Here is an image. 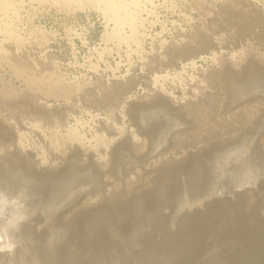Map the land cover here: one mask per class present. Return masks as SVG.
I'll list each match as a JSON object with an SVG mask.
<instances>
[{
    "label": "rangeland",
    "instance_id": "obj_1",
    "mask_svg": "<svg viewBox=\"0 0 264 264\" xmlns=\"http://www.w3.org/2000/svg\"><path fill=\"white\" fill-rule=\"evenodd\" d=\"M228 67L231 82L223 79ZM160 93L174 109L160 101L166 114L147 118L144 135L129 104ZM191 108L211 126L218 116L234 129V113L262 114L264 0H0V130L12 135L0 143V181L28 189L38 212L25 248L49 251L18 255L28 264H264V116L256 119L262 129L239 135L245 146L232 161L217 166L221 152L209 146L222 136L198 142L184 133L196 121ZM122 141L115 172H107L110 150ZM157 152L165 162L195 164L155 181ZM146 171L145 179L136 174ZM120 190L116 206L100 204Z\"/></svg>",
    "mask_w": 264,
    "mask_h": 264
},
{
    "label": "bare ground",
    "instance_id": "obj_2",
    "mask_svg": "<svg viewBox=\"0 0 264 264\" xmlns=\"http://www.w3.org/2000/svg\"><path fill=\"white\" fill-rule=\"evenodd\" d=\"M251 62V61H250ZM192 63H194V62H192ZM252 67H253V62L252 63H249L247 66H246V70L247 69H249V70H251L252 69ZM245 69H244V72H245ZM253 70V69H252ZM231 71L232 70H230L229 69V67H228V69L226 68L225 69V71H224V75H223V79L225 80V81H232V78L234 77V75H233V73H231ZM233 72V71H232ZM247 72V71H246ZM235 78V77H234ZM233 78V79H234ZM260 85V84H259ZM242 88V87H241ZM261 88V87H260ZM252 89H254V88H252ZM257 89V88H256ZM262 89V88H261ZM237 90V89H236ZM246 90V89H245ZM251 90V89H250ZM242 92H245V91H242ZM239 93V92H238ZM235 94V93H234ZM234 98H235V96H233ZM237 97V96H236ZM233 99V98H232ZM236 99V98H235ZM234 99V100H235ZM237 99H238V97H237ZM229 103H230V101H229ZM234 103V102H233ZM243 104V103H242ZM235 105V104H234ZM159 106V105H158ZM233 106V105H232ZM236 106H238V105H236ZM216 107V106H215ZM217 108V107H216ZM227 108V107H226ZM262 108V107H261ZM236 109V108H235ZM235 109H233L232 111H234ZM190 110H192V114L194 115L193 117H195V119H196V121H187V124H188V126H184L185 127V129H183V131H185L184 133H186V132H190V133H193V134H195V135H193L192 134V136H195L196 138L195 139H197V141L198 142H200L201 141V139H202V137H213V135H214V137H219V136H222V138L221 139H217L216 140V143H214V144H210L211 146H209L211 149L213 148L214 150H211V151H220L221 153H218L217 155H216V158L215 159H217V166H219L218 164L219 163H221V164H224V165H226L227 164V162H229L230 161V159H232V154L235 152V151H239L238 149H239V145H243V146H245V144H243V143H240V139H242L243 137H245V138H248L254 131H256L258 128H260V124L261 123H258L257 122V117H259L260 115H262V116H264V111H262V114H261V109L259 108L258 109V113L256 114V111H248L246 114H247V117H244L242 114H236V113H234L233 115H232V119L236 122V124L238 123V125L236 126V128L235 129H237V131H239V132H237V131H234V132H236V134H232V135H230V137H228V136H226L225 137V133H230L231 131H233V130H235L233 127H235V126H233L231 123H229V122H225V121H223V120H220L219 118H218V116H216V117H212L211 119L209 118V116H208V118L210 119V121L213 123L212 125H214V126H211V123L209 122V121H206L205 120V118L203 117L204 116V114H201V115H203L202 117H201V115H200V113L201 112H199V114H198V112H196L195 110H194V108H191ZM216 110V109H215ZM224 110V109H223ZM213 111H214V109H213ZM203 112V111H202ZM229 112V111H228ZM224 113V112H223ZM190 114H191V111H190ZM211 114V113H210ZM218 114V113H217ZM216 115V114H215ZM246 116V115H245ZM181 117V116H180ZM175 119V118H174ZM184 121V120H183ZM256 123H258V124H256ZM178 125V124H176V122L175 123H173V125ZM181 124V123H180ZM183 124V123H182ZM201 124V125H200ZM180 126V125H179ZM182 126V125H181ZM202 126H203V128H202ZM1 127V126H0ZM174 127V126H173ZM214 127V128H213ZM257 128V129H255L254 131H250V130H253L254 128ZM262 127H264V125H262ZM2 128V127H1ZM0 128V129H1ZM253 128V129H252ZM177 129V128H176ZM179 129H182V128H179ZM208 130V131H205V130ZM242 129H245V130H247V129H249V130H247L245 133H244V131L242 130ZM260 129H262V128H260ZM155 130H156V128H155ZM227 131V132H224V131ZM183 131H181V132H183ZM198 131H200V132H198ZM262 131V130H261ZM180 132V131H179ZM7 133H9V132H7ZM6 133V134H7ZM164 133V132H163ZM170 133H171V129H170ZM243 133V134H242ZM260 133V132H259ZM258 133V134H259ZM6 134H4V131H2V130H0V143H3L4 144V142L5 141H9L10 140V138L12 137V135L10 134L9 136L8 135H6ZM165 134H166V132H165ZM205 134H206V136H205ZM213 134V135H212ZM244 134H246V136H243ZM262 134H264V133H262ZM261 134V135H262ZM145 135V134H144ZM167 135V134H166ZM218 135V136H217ZM229 135V134H228ZM239 135L240 136H242V138H240L239 139ZM11 136V137H10ZM161 136V135H160ZM255 136V135H254ZM256 136H258V135H256ZM169 137V135L167 136V138ZM206 137V138H207ZM260 137H262V136H260ZM162 138H166L165 136L163 137L162 136ZM166 138V139H167ZM206 138H204V140L206 141ZM251 138H252V136H251ZM13 139V138H12ZM210 139V138H209ZM209 139H207V140H209ZM253 139V138H252ZM262 139H264V138H262ZM154 140H156V139H154ZM160 140V139H159ZM159 140H157L158 141V146H160L163 142H165V141H167V140H165V141H161V143L159 142ZM164 140V139H163ZM203 140V139H202ZM146 141V140H145ZM210 141V140H209ZM243 141H246V140H243ZM249 141V140H248ZM247 141V142H248ZM262 141H264V140H262ZM6 142V143H7ZM119 143V142H118ZM123 141L121 142V143H119L118 145H114L115 147L114 148H112L111 150H110V160H109V164H108V168H107V172H110V173H114L115 172V169H116V162H117V154H118V151L121 149V147L123 146ZM126 143V142H125ZM171 143V142H170ZM245 143V142H244ZM262 143V142H261ZM2 144V145H3ZM172 144V143H171ZM5 145V144H4ZM11 145V144H10ZM140 145V144H139ZM175 145V144H174ZM126 146V145H125ZM129 146V145H128ZM135 146V145H134ZM142 146V145H141ZM172 146V145H171ZM249 146V145H248ZM136 147V146H135ZM134 147V148H135ZM146 147V146H145ZM168 147H170L169 145H168ZM128 148V147H127ZM157 148V147H156ZM160 148V147H159ZM132 149H133V147H132ZM131 149V150H132ZM173 149V148H172ZM216 149V150H215ZM123 150V149H122ZM128 150V149H127ZM204 150V149H203ZM202 149L200 150V151H203ZM209 151H210V149H208ZM125 151H126V149H125ZM133 151H135V150H133ZM208 151V152H209ZM216 151V152H217ZM17 153V152H16ZM122 153H125V152H123L122 151ZM136 153V152H135ZM140 153H141V151H140ZM200 153V152H199ZM204 153V152H203ZM203 153L201 154V156L203 155ZM207 153V152H206ZM237 153V152H236ZM239 153H241V152H239ZM261 153V152H260ZM80 150L78 149V147H75V149H73V153H72V156H74V158H75V161H76V159H78L79 157H80ZM133 154V153H132ZM162 153H156L155 155H161ZM262 154H264V153H262ZM17 156H19V153H17L16 154ZM123 155V154H122ZM235 155V154H234ZM252 155H253V153H252ZM14 156V155H13ZM13 156H11V157H13ZM121 156V155H120ZM199 156V155H198ZM198 156L197 157H194L195 159L194 160H196V159H199L198 158ZM220 156V157H219ZM22 157V156H21ZM21 157H19L21 160L23 159V158H25L24 156H23V158H21ZM122 157V156H121ZM135 157V156H134ZM215 157V156H214ZM241 157V156H240ZM123 158V157H122ZM121 158V159H122ZM152 159V158H151ZM189 159V158H188ZM238 159L240 160V158L238 157ZM17 160V159H16ZM184 160V159H183ZM185 160H186V157H185ZM190 160V159H189ZM187 161V162H191V161H193V158H192V160H190V161ZM238 160V161H239ZM3 161V160H2ZM5 161V160H4ZM8 161H9V159H8ZM12 161V160H11ZM11 161H10V164H12L11 163ZM14 161V160H13ZM122 161V160H121ZM124 161V160H123ZM134 161V160H133ZM147 161V160H146ZM197 161V160H196ZM201 161V160H200ZM232 161V160H231ZM230 161V162H231ZM237 161V160H236ZM254 161V160H253ZM256 161V160H255ZM15 162V161H14ZM120 162V161H119ZM137 162H140V161H137ZM177 162V161H176ZM175 161H173V160H171L170 159V161L168 160L167 162H165V161H163L162 160V158H161V156H158V157H154V161H152V163H153V165H154V167L153 168H151V172H153L154 173V176H153V178L152 179H154L155 181H157V180H162V181H164V179L163 178H166L167 180H168V178H172V177H175L174 175L176 174V172H179V170L181 169V168H186L187 167V162L186 161H182V162H180V161H178V163H176ZM180 162V163H179ZM197 162H199V161H197ZM202 162V161H201ZM229 162V163H230ZM1 163V162H0ZM4 163H6V162H4ZM18 163V162H17ZM133 163V162H132ZM145 163V162H144ZM193 163H194V161H193ZM239 163H240V161H239ZM15 164V163H14ZM24 164H26V163H24ZM28 164H29V162H28ZM36 164V163H35ZM91 164H93V163H91ZM90 163H89V165H91ZM136 164V163H135ZM195 164V163H194ZM8 165V164H7ZM16 165H21V164H16ZM98 165V164H97ZM101 165V164H100ZM99 165V166H100ZM197 165V164H196ZM232 165H233V163H232ZM33 166V168H34V165H32ZM31 166V167H32ZM83 166V165H82ZM86 166H88V165H86ZM98 166V167H99ZM141 166V165H140ZM186 166V167H185ZM214 166V165H213ZM237 166V165H236ZM6 167V166H5ZM36 167V166H35ZM81 167V166H80ZM84 167V166H83ZM89 167V166H88ZM96 167L97 166H95V168L94 169H96ZM221 167V166H220ZM219 167V168H220ZM2 168V167H1ZM1 168H0V170H1ZM18 168H20V167H18ZM17 168V169H18ZM41 168V167H40ZM46 168V167H45ZM82 168V167H81ZM80 168V169H81ZM120 168V167H119ZM218 168V167H217ZM11 169H13V168H11ZM22 169V168H21ZM85 169V168H84ZM84 169H81V170H84ZM9 170V169H8ZM16 170V169H15ZM39 169H37V171H38ZM51 170V169H50ZM53 171H54V169H52ZM51 170V171H52ZM87 170V169H86ZM91 170V169H90ZM102 170V169H101ZM100 170V171H101ZM1 171H3V169L1 170ZM5 171H7V169L5 170ZM10 171V170H9ZM20 171V169L18 170V172ZM29 171V170H28ZM33 171V170H32ZM137 171V170H136ZM150 171L148 172V171H146L144 174H138L137 172H136V174L139 176L140 175V177H144V179H145V177L146 176H144V175H149L150 174ZM215 171V170H214ZM8 172V171H7ZM31 172V171H30ZM29 172V173H30ZM42 172V171H41ZM40 171H39V173H41ZM135 172V171H134ZM235 172V171H234ZM240 172H241V170H240ZM0 173H2V172H0ZM32 173V172H31ZM38 173V172H37ZM67 173V172H66ZM9 174V173H8ZM11 174V173H10ZM14 174V173H13ZM45 174V173H44ZM44 174H43V176H44ZM180 174V173H179ZM37 175V174H36ZM40 175V174H39ZM47 175V174H46ZM108 175V174H107ZM233 175V174H232ZM12 176V175H11ZM25 176V175H24ZM30 176V175H29ZM33 176V175H32ZM31 176V177H32ZM50 176H51V174H50ZM126 176V175H125ZM13 177V176H12ZM26 177V176H25ZM37 177L39 178V176L37 175ZM42 177V176H41ZM48 177V176H47ZM107 177V176H106ZM222 177V176H221ZM2 178V177H1ZM46 178V177H45ZM51 178V177H50ZM117 178V177H116ZM247 178V177H246ZM54 179H56V178H54ZM210 179V178H209ZM61 180V179H60ZM71 180V179H70ZM115 180V179H114ZM121 180V179H120ZM119 180V181H120ZM141 180V179H140ZM142 180H143V178H142ZM8 181V180H7ZM13 181V180H12ZM39 181V180H38ZM127 181V180H126ZM187 181V180H186ZM114 182V181H113ZM159 182V181H158ZM180 182V181H179ZM214 182V181H213ZM66 183V182H65ZM130 183V182H129ZM219 183V182H218ZM233 183V182H232ZM244 183V182H243ZM6 184V183H5ZM115 184V183H114ZM119 184V183H118ZM141 184H142V182H140V183H136L135 185H134V187H132V188H134V189H138L140 186H141ZM145 184V183H144ZM149 184H151L150 182H149ZM153 184V183H152ZM156 184H158V183H156ZM177 184H179V183H177ZM176 184V186H177V188H178V185ZM12 185V184H11ZM127 185V184H126ZM133 185V184H132ZM240 185V184H239ZM243 185V184H242ZM121 186H123V185H121ZM244 186V185H243ZM249 186V185H248ZM119 187V186H118ZM232 187V186H231ZM15 188V187H14ZM122 188H124V187H122ZM127 188V187H126ZM229 188V187H228ZM118 189V188H117ZM143 189H144V186H143ZM162 189V188H161ZM247 189V188H246ZM116 190V189H115ZM141 190V189H140ZM158 190V189H157ZM156 190V191H157ZM160 190V189H159ZM163 190L165 191V189L163 188ZM194 190V189H193ZM192 190V191H193ZM220 190V189H219ZM139 191V190H138ZM173 191V190H172ZM179 191V190H178ZM257 191V190H256ZM69 192V191H68ZM103 192V191H102ZM113 192H115L114 193V196L113 195H111V196H113V198H110V199H106V198H102V199H105V201L104 200H102V201H100V204L102 205V204H115V206H116V204H118L119 203V200L120 199H122L121 197H123L122 195L124 194L123 192H125V191H123V190H120V191H113ZM134 192V191H133ZM155 192V191H154ZM153 192V193H154ZM195 192V191H194ZM158 193V192H157ZM176 193V192H175ZM229 193V192H228ZM253 193V192H252ZM251 193V194H252ZM108 194V193H107ZM141 194V193H140ZM173 194V193H172ZM216 194V193H215ZM136 195V194H135ZM194 195V194H193ZM203 195V194H202ZM222 195V194H221ZM253 195V194H252ZM255 195V194H254ZM253 195V196H254ZM39 196V195H38ZM87 196V195H86ZM106 196V195H105ZM171 196V195H170ZM175 196V195H174ZM194 196H196V195H194ZM56 197V196H55ZM64 197V196H63ZM70 197V196H69ZM106 197H108V196H106ZM128 197V196H127ZM164 197V196H163ZM186 197V196H185ZM198 197V196H197ZM35 198V197H34ZM85 198V197H84ZM199 198V197H198ZM215 198H216V195H215ZM37 199V198H36ZM125 199H126V197H125ZM151 199V198H150ZM154 200H155V198H153ZM162 199V198H161ZM256 199V198H255ZM185 200V199H184ZM190 200V199H189ZM40 201V200H39ZM75 201V200H74ZM84 201H85V199H84ZM122 201V200H121ZM134 201V200H133ZM158 201V200H157ZM163 201V200H162ZM202 201V200H201ZM51 202V201H50ZM79 202V201H78ZM86 202V201H85ZM136 202V201H135ZM138 202V201H137ZM173 202V201H172ZM252 202V201H251ZM255 202V201H254ZM49 203V202H48ZM99 203V202H98ZM130 203V202H129ZM79 204H80V202H79ZM121 204V203H120ZM126 204V203H125ZM131 204V203H130ZM137 204V203H136ZM218 204H220V203H218ZM35 205V204H34ZM78 205V204H77ZM83 205H85V204H83ZM97 205V204H96ZM101 205L99 206L100 208L99 209H102L101 208ZM132 205V204H131ZM150 205V204H149ZM156 205H158L157 203H156ZM164 205V204H163ZM173 205V204H172ZM199 205V204H198ZM225 205V204H224ZM244 205V204H243ZM251 205H254V204H251ZM82 206V205H81ZM86 207L88 206V205H85ZM102 206H104V205H102ZM138 206V205H137ZM153 206V205H152ZM151 206V207H152ZM181 206V205H180ZM250 206V205H249ZM78 207H80V206H78ZM85 207V208H86ZM150 207V206H149ZM179 207V206H178ZM203 207V206H202ZM82 208L84 209V207L82 206ZM91 208V207H90ZM93 208H95V207H93ZM139 208V207H138ZM137 208V209H138ZM212 208V207H211ZM219 208V207H218ZM217 208V209H218ZM74 209H77V208H75L74 207ZM73 209V210H74ZM96 209V208H95ZM105 209V208H104ZM162 209V208H161ZM193 209V208H192ZM215 209V208H214ZM226 209V208H225ZM250 209V208H249ZM248 209V210H249ZM254 209V208H253ZM257 209V208H256ZM72 210V209H71ZM78 210V209H77ZM77 210H75V211H77ZM80 210H82V209H80ZM87 211H89V208L87 207V209H86ZM94 210V209H93ZM93 210H92V212H93ZM115 210V209H114ZM146 210V209H145ZM144 210V211H145ZM157 210V209H156ZM155 210V211H156ZM160 210V209H159ZM203 210V209H202ZM231 210V209H230ZM262 210H264V209H262ZM84 211V210H83ZM95 211V210H94ZM97 211V210H96ZM99 211V210H98ZM116 211V210H115ZM119 211V210H118ZM163 211V210H162ZM253 211V210H252ZM47 212V211H46ZM74 212V211H73ZM79 212V211H78ZM81 212V211H80ZM109 212V211H108ZM164 212V211H163ZM254 212V211H253ZM167 213V212H166ZM171 213V212H170ZM201 213V212H200ZM199 213V214H200ZM243 213V212H242ZM247 213H249L248 211H247ZM251 213V212H250ZM72 214V213H71ZM79 214V213H78ZM85 214V213H84ZM87 214V213H86ZM147 214V213H146ZM161 214V213H160ZM186 214V213H185ZM233 214V213H232ZM253 214V213H252ZM49 215V214H48ZM60 215V214H59ZM68 215V214H67ZM109 215V214H108ZM111 215V214H110ZM170 215V214H169ZM237 215V214H236ZM243 215V214H242ZM251 215V214H250ZM72 216V215H71ZM76 216V215H75ZM184 216V215H183ZM192 216V215H191ZM222 216V215H221ZM232 216V215H231ZM63 216H61L60 218H62ZM113 217V216H112ZM166 217V216H165ZM64 218V217H63ZM62 218V219H63ZM67 218V217H66ZM73 218V217H72ZM75 218V217H74ZM77 218V217H76ZM229 218V217H228ZM253 218H254V216H253ZM61 219V220H62ZM81 219V218H80ZM189 219V218H188ZM213 219V218H212ZM231 219V218H230ZM234 219V218H233ZM66 219H64V221H65ZM69 220H70V218H69ZM69 220L67 221V222H65V223H67L68 224V222H69ZM74 220V219H73ZM209 220V219H208ZM236 220V219H235ZM256 220V219H255ZM35 221V220H34ZM58 221V220H57ZM194 221V220H193ZM217 221V220H216ZM249 221V220H248ZM33 222V221H32ZM62 222H63V220H62ZM74 222H76V221H74ZM184 222V221H183ZM206 222V221H205ZM211 222V221H210ZM221 222V221H220ZM64 223V224H65ZM143 223V222H142ZM172 223V222H171ZM170 223V224H171ZM223 223V222H222ZM62 224V223H61ZM73 224V223H72ZM193 224V223H192ZM237 224V223H236ZM252 224V223H251ZM257 224V223H256ZM37 225V224H36ZM48 225V224H47ZM58 225V224H57ZM63 225V224H62ZM168 225V224H167ZM219 225V224H218ZM233 225H235V224H233ZM232 225V226H233ZM262 225H264V224H262ZM50 226V225H49ZM60 226V225H59ZM171 226V225H170ZM249 226V225H248ZM260 226V225H259ZM46 227V226H45ZM87 227V226H86ZM172 227V226H171ZM175 227V226H174ZM173 227V228H174ZM180 227H181V225H180ZM214 227V226H213ZM224 227V226H223ZM234 227V226H233ZM30 228V225H25L24 226V229H23V233H27V231H28V229ZM38 228V227H37ZM81 228V227H80ZM170 228V227H169ZM237 228V227H236ZM240 228V227H239ZM47 229V228H46ZM82 229V228H81ZM159 229H161V228H159ZM185 229V228H184ZM249 229V228H248ZM34 230V229H33ZM55 230V229H54ZM84 230V229H83ZM97 230V229H96ZM153 230V229H152ZM227 230V229H226ZM239 230H241V229H239ZM243 230V229H242ZM250 230V229H249ZM116 231V230H115ZM181 231V230H180ZM183 231V230H182ZM202 231H203V229H202ZM213 231V230H212ZM231 231V230H230ZM38 232V231H37ZM36 232V230H35V233H37ZM45 232V231H44ZM73 232V231H72ZM83 232V231H82ZM105 232V231H104ZM205 232V231H204ZM203 232V233H204ZM235 232V231H234ZM237 232V231H236ZM32 233H34V231L32 232ZM31 233V234H32ZM34 233V234H35ZM39 233H40V231H39ZM39 233H37V234H39ZM198 233H199V231H198ZM78 234V233H77ZM202 234V233H201ZM228 234V233H227ZM243 234H244V232H243ZM247 234V233H246ZM40 235V234H39ZM47 235V234H46ZM49 235H51V234H49ZM182 235V234H181ZM180 235V236H181ZM184 235V234H183ZM203 235V234H202ZM201 235V236H202ZM216 235V234H215ZM234 235H236V234H234ZM256 235V234H255ZM30 236V235H29ZM33 236V235H32ZM42 236V235H41ZM41 236H38V237H41ZM43 236H45V235H43ZM59 236V235H58ZM75 236V235H74ZM95 236V235H94ZM102 236V235H101ZM25 237V236H24ZM36 237H37V235H36ZM46 237V236H45ZM54 237V236H53ZM66 237V236H65ZM110 237V236H109ZM160 237V236H159ZM163 237V236H162ZM188 237V236H187ZM195 237V236H194ZM196 237H197V235H196ZM195 237V238H196ZM225 237V236H224ZM42 238V237H41ZM48 238V237H47ZM70 238V237H69ZM85 238V237H84ZM88 238V237H87ZM86 238V239H87ZM91 238V237H90ZM180 238V237H179ZM184 238V237H183ZM200 238V237H199ZM38 239V238H37ZM49 239V238H48ZM55 239V238H54ZM80 239V238H79ZM158 239V238H157ZM175 239H176V237H175ZM188 239H190V238H188ZM36 240V239H35ZM56 240V239H55ZM54 240V241H55ZM67 240V239H66ZM104 240V239H103ZM161 240V239H160ZM185 240V239H184ZM187 240V239H186ZM198 240V239H197ZM203 240V239H202ZM39 241H40V239H39ZM42 241H43V239H42ZM84 241V240H83ZM95 241V240H94ZM109 241V240H108ZM164 241V240H163ZM162 241V242H163ZM170 241V240H169ZM190 241H191V239H190ZM193 241V240H192ZM191 241V242H192ZM195 241V240H194ZM199 241H200V239H199ZM208 241V240H207ZM250 241V240H249ZM59 242V241H58ZM85 242V241H84ZM87 242H88V240H87ZM167 242V241H166ZM197 242V241H196ZM201 242V241H200ZM199 242V243H200ZM204 242V241H203ZM32 243V242H31ZM30 243V244H31ZM38 243V242H37ZM176 243V242H175ZM182 243H184V242H182ZM27 244V243H26ZM74 244V243H73ZM79 244V243H78ZM84 244V243H83ZM83 244H81V245H83ZM89 243H87V245H88ZM91 244V243H90ZM102 244V243H101ZM137 244V243H136ZM171 244V243H170ZM192 244V243H191ZM201 244V243H200ZM33 245V244H32ZM60 245V244H59ZM58 245V246H59ZM80 245V246H81ZM94 245V244H93ZM143 245V244H142ZM26 246V245H25ZM36 246V245H35ZM43 246V245H42ZM41 246V247H42ZM57 246V247H58ZM63 246V245H62ZM70 246H72V245H70ZM84 246H86V244H84ZM193 246V245H192ZM194 246H196V244L194 245ZM193 246V247H194ZM197 246H198V244H197ZM256 246V245H255ZM28 246H26V248H27ZM37 247V246H36ZM73 247V246H72ZM90 247V245L88 246V248ZM93 247V246H92ZM105 247V246H104ZM107 247V246H106ZM105 247V248H106ZM110 247V246H109ZM190 246H188V248H189ZM220 247V246H219ZM39 248V247H38ZM79 248V247H78ZM81 248V247H80ZM168 248V247H167ZM181 248V247H180ZM185 248V247H184ZM191 248V250H192V247H190ZM196 248V247H195ZM35 249V251L36 250H39V249H36V248H34ZM33 249V250H34ZM55 249V248H54ZM83 249V248H82ZM81 249V250H82ZM86 248H84V250H85ZM107 249V248H106ZM105 249V250H106ZM178 249V248H177ZM187 249V248H186ZM200 249V248H199ZM28 250V249H27ZM32 249H30V251L32 252L33 251ZM49 250V249H48ZM47 250V251H48ZM74 250V249H73ZM81 250H79V252L78 253H81ZM173 250V249H172ZM189 250V249H188ZM198 250V249H197ZM216 250V249H215ZM244 250V249H243ZM250 250V249H249ZM30 251H27V253L28 252H30ZM34 251V252H35ZM40 251V250H39ZM113 251V250H112ZM155 251V250H154ZM175 251V250H174ZM222 251V250H221ZM224 251V250H223ZM22 252V251H21ZM21 252H18L19 254L21 253ZM24 252V251H23ZM34 252H32V253H34ZM41 252H42V250H41ZM49 252V251H48ZM48 252H47V254H48ZM66 252V251H65ZM71 252V251H70ZM184 252H186V250L184 251ZM36 253V256H39V257H41V258H43V256H46V255H43V256H41V254L39 255V253H37V252H35ZM72 253H73V251H72ZM71 253V254H72ZM174 253H176V252H174ZM189 253V252H188ZM22 255H23V253H21ZM26 254V253H25ZM45 254V253H44ZM67 254V253H66ZM70 254V255H71ZM74 254H76V252L74 253ZM172 254V253H171ZM230 254H231V252H230ZM21 255V256H22ZM31 255V254H30ZM33 255V254H32ZM32 255L31 256H29V257H32ZM60 255V254H59ZM69 255V256H70ZM77 255V254H76ZM98 255V254H97ZM175 255V254H174ZM18 256H20V255H18ZM26 256V255H25ZM24 256V257H25ZM35 256V255H34ZM62 256H64V255H62ZM68 256V255H67ZM68 256V257H69ZM72 256H73V254H72ZM83 256V255H82ZM176 256V255H175ZM217 256V255H216ZM38 257V258H39ZM51 257V256H50ZM54 257V256H53ZM163 257V256H162ZM26 258V257H25ZM28 258V257H27ZM64 258H65V256H64ZM64 258H62V259H64ZM71 258V257H70ZM69 258V259H70ZM84 258V257H83ZM155 258V257H154ZM29 259V258H28ZM53 259V258H52ZM55 259V258H54ZM75 259H79L80 260V258H79V256H77V257H75ZM175 259V258H174ZM174 259H173V262H174ZM5 260H7V256H5ZM33 260V259H32ZM38 260V259H37ZM43 260V259H42ZM44 260H46V259H44ZM59 260H60V258H59ZM58 260V261H59ZM64 260H66V258L64 259ZM71 260V259H70ZM259 260V259H258ZM52 261V260H51ZM69 261V260H68ZM73 261H74V259H73ZM82 261V260H81ZM80 261V262H81ZM163 261H164V259H163ZM166 261V260H165ZM262 261H264V260H262ZM42 262V261H41ZM47 262V261H46ZM53 262H54V260H53ZM85 262V261H84ZM126 262V261H125ZM129 262V261H128ZM43 263V262H42ZM45 263V262H44ZM58 263V262H57ZM92 263V262H91ZM117 263V262H116ZM121 263V262H120ZM167 263H168V261H167ZM31 264H32V262H31ZM51 264H52V262H51ZM55 264H56V262H55ZM60 264H61V262H60ZM69 264V263H68ZM101 264V263H100ZM133 264V263H132ZM164 264V263H163Z\"/></svg>",
    "mask_w": 264,
    "mask_h": 264
},
{
    "label": "clouds",
    "instance_id": "obj_3",
    "mask_svg": "<svg viewBox=\"0 0 264 264\" xmlns=\"http://www.w3.org/2000/svg\"><path fill=\"white\" fill-rule=\"evenodd\" d=\"M32 199L26 187L11 190L0 181V264H28V260L18 256V252L28 251L25 248L23 229L34 220L38 212ZM32 264L39 262L33 258Z\"/></svg>",
    "mask_w": 264,
    "mask_h": 264
},
{
    "label": "water",
    "instance_id": "obj_4",
    "mask_svg": "<svg viewBox=\"0 0 264 264\" xmlns=\"http://www.w3.org/2000/svg\"><path fill=\"white\" fill-rule=\"evenodd\" d=\"M258 65V63L254 62V65ZM255 65V66H256ZM161 101L163 106L167 108L174 109L173 102L168 99L163 94H157L155 97H147L138 101H132L129 106V114L133 118V125L140 130V133L147 134V130L143 128V122L146 121L147 118L151 117L152 115L159 113V114H166L164 110L157 109V104ZM145 124V123H144Z\"/></svg>",
    "mask_w": 264,
    "mask_h": 264
}]
</instances>
